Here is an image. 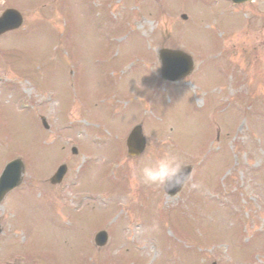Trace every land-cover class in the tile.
Masks as SVG:
<instances>
[{
	"label": "rangeland",
	"instance_id": "1",
	"mask_svg": "<svg viewBox=\"0 0 264 264\" xmlns=\"http://www.w3.org/2000/svg\"><path fill=\"white\" fill-rule=\"evenodd\" d=\"M6 8L25 22L0 38V174L14 156L27 172L0 207V264H264V0H0ZM182 46L197 72L163 86L155 53ZM139 123L147 150L131 160ZM163 152L194 170L174 198L138 175ZM62 162L66 180L52 188ZM101 228L111 238L98 250Z\"/></svg>",
	"mask_w": 264,
	"mask_h": 264
},
{
	"label": "water",
	"instance_id": "2",
	"mask_svg": "<svg viewBox=\"0 0 264 264\" xmlns=\"http://www.w3.org/2000/svg\"><path fill=\"white\" fill-rule=\"evenodd\" d=\"M251 0H233L235 3H243ZM21 18L18 13L14 11H9L6 13L3 20L0 21V34L18 28L21 25ZM162 67H163V77L165 79L175 81L179 76H185L186 73H189L192 69V63L189 58L182 56L181 54H165L161 57ZM141 128L138 127L132 133L128 140V149L130 155H139L143 152L145 143L140 135ZM22 165L20 162H13L10 164L6 171L4 172L1 181H0V195H2L6 190V187L14 188L18 185L20 181ZM65 168L62 167L57 175L52 179V182L60 180L64 174ZM187 172H191L190 168H187ZM5 190V191H4ZM180 189H174L168 193L174 195ZM98 242L102 244L101 236L98 237Z\"/></svg>",
	"mask_w": 264,
	"mask_h": 264
},
{
	"label": "clouds",
	"instance_id": "3",
	"mask_svg": "<svg viewBox=\"0 0 264 264\" xmlns=\"http://www.w3.org/2000/svg\"><path fill=\"white\" fill-rule=\"evenodd\" d=\"M187 168V162L180 155L163 152L140 167L138 175L144 186L169 192L187 183L191 176Z\"/></svg>",
	"mask_w": 264,
	"mask_h": 264
}]
</instances>
